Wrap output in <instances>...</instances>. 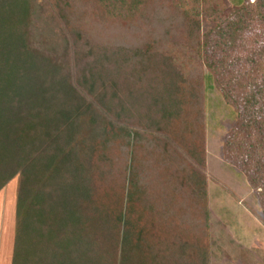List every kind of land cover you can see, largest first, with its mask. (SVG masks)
Here are the masks:
<instances>
[{"label": "trees", "instance_id": "trees-1", "mask_svg": "<svg viewBox=\"0 0 264 264\" xmlns=\"http://www.w3.org/2000/svg\"><path fill=\"white\" fill-rule=\"evenodd\" d=\"M233 3L202 34L209 0H0V191L20 177L12 264H209L208 247L166 228L190 212L208 226L216 85L239 116L227 153L264 195V37L245 77L223 73L264 0Z\"/></svg>", "mask_w": 264, "mask_h": 264}, {"label": "rangeland", "instance_id": "rangeland-1", "mask_svg": "<svg viewBox=\"0 0 264 264\" xmlns=\"http://www.w3.org/2000/svg\"><path fill=\"white\" fill-rule=\"evenodd\" d=\"M233 1L209 0L211 17L202 15V34L212 32L217 22H226L233 17L237 8ZM41 26L45 28V22H42ZM263 37L264 20L256 17L242 33L236 46L225 47L228 62H232V65L223 73L228 77L235 75L237 79L245 77V71L253 65L251 59L263 58L259 51ZM212 40L210 47L215 44L217 38ZM242 66L245 68L241 73H237ZM214 83L216 85V81ZM234 89L232 87V90ZM207 96L203 133L206 150L204 171L207 174L208 226L204 223V218L198 214L196 216V212H190L188 219L184 217L185 223L178 222L179 219L175 216L170 220L172 222L167 224L168 228L163 229L166 228L167 236L173 238L172 240L183 230L185 239L192 240L195 245L208 247L209 264H264V195H261L263 186L252 184L251 178L258 176L254 174L253 168L247 166L250 171L246 170L243 161L245 157L234 159L228 155L225 148V141L239 125L235 106L223 98L217 85ZM178 127L180 125L176 124L169 127V130ZM155 134L153 136H159ZM19 184L20 177L16 175L0 191V264H12ZM197 223L201 225L195 226ZM162 226L163 224L159 223L151 225L150 228L154 233L161 234L162 229L158 228ZM198 237L202 240L201 243H198Z\"/></svg>", "mask_w": 264, "mask_h": 264}]
</instances>
